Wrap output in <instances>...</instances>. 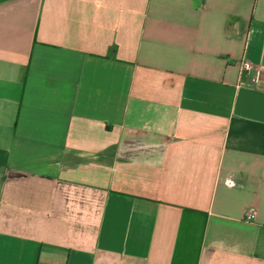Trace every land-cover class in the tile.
<instances>
[{
  "label": "crops",
  "instance_id": "obj_1",
  "mask_svg": "<svg viewBox=\"0 0 264 264\" xmlns=\"http://www.w3.org/2000/svg\"><path fill=\"white\" fill-rule=\"evenodd\" d=\"M0 264H264V0H0Z\"/></svg>",
  "mask_w": 264,
  "mask_h": 264
},
{
  "label": "built area",
  "instance_id": "obj_2",
  "mask_svg": "<svg viewBox=\"0 0 264 264\" xmlns=\"http://www.w3.org/2000/svg\"><path fill=\"white\" fill-rule=\"evenodd\" d=\"M244 68L246 70H250L252 68V66H251V64L249 62H247V63H244ZM255 218H256V213H255L254 210L251 209V210H248L246 212V214H245V220H247V221H253V220H255Z\"/></svg>",
  "mask_w": 264,
  "mask_h": 264
}]
</instances>
